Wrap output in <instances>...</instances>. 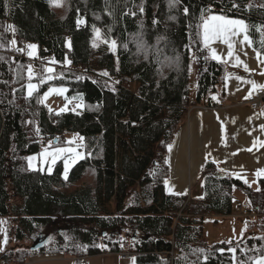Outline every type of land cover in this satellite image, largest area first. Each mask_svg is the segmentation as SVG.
<instances>
[{"label":"trees","instance_id":"16d2710c","mask_svg":"<svg viewBox=\"0 0 264 264\" xmlns=\"http://www.w3.org/2000/svg\"><path fill=\"white\" fill-rule=\"evenodd\" d=\"M210 15L244 21L252 50L264 56V0H0V217L17 222L6 229L10 248L0 261L23 264L32 256L63 254L82 264L84 257L130 252L135 264H233L228 244L204 240L202 223L231 214L234 189L253 199L249 185L207 161L199 173L200 195L164 189L166 150L187 105L218 104L210 95L223 81V65L202 44V24ZM95 29L116 41L117 63L106 45L92 59ZM20 40L37 49L32 80L38 86L31 97L30 63L13 47ZM191 56L198 67L193 99ZM47 57L55 67L43 81ZM50 85L66 87L69 96L82 93L86 108L48 112L40 96ZM66 131L84 140V156L67 179L62 161L51 172L30 169L27 157L42 144H65ZM255 190L260 197L251 203L259 214L264 176ZM60 220L66 237L57 231L36 251L12 244ZM241 245L243 251L235 250L239 264L264 254V236Z\"/></svg>","mask_w":264,"mask_h":264},{"label":"crops","instance_id":"0c3cea01","mask_svg":"<svg viewBox=\"0 0 264 264\" xmlns=\"http://www.w3.org/2000/svg\"><path fill=\"white\" fill-rule=\"evenodd\" d=\"M212 16L219 15H210L204 20L202 44L210 58L212 51L221 57L220 61H215L223 65L224 78L210 95V99L218 104L215 107H193L177 129L170 143L171 151L169 147L166 150L169 176L164 189L168 194L193 195L192 191L201 186L199 173L207 161L213 162L220 173L235 178L242 175L256 176L258 170L264 169V147L261 146L264 145V130L261 127L264 125V109L261 106L258 111H252L246 103L248 94L256 88L264 87L253 89L251 83L243 82L254 81L257 85L264 86V75L260 74L264 71V64L258 63L256 52L242 43L244 33L231 36L234 45V57L231 59L227 57L225 38L218 37L206 47L203 41L205 23L209 27L219 23L211 20ZM236 55L243 64H247L250 72L244 71L243 64L236 66ZM260 59L264 60V56L261 55ZM236 77L242 79L237 80ZM250 184H255L252 188H256V178ZM210 218L216 222L224 216ZM121 254L123 253H103L85 259L87 264H135L133 256L123 259ZM74 263L75 259L72 257L48 254L32 256L23 264Z\"/></svg>","mask_w":264,"mask_h":264},{"label":"rangeland","instance_id":"374dc122","mask_svg":"<svg viewBox=\"0 0 264 264\" xmlns=\"http://www.w3.org/2000/svg\"><path fill=\"white\" fill-rule=\"evenodd\" d=\"M96 30L99 31V35H97ZM112 41L114 40L106 39L103 36L100 29H95L91 39L92 59H95L96 51L99 48L103 47V45H106L107 48L113 52L114 59L117 63V57L115 56L116 50L115 48L113 49L109 47ZM28 45H35V44L32 42H25V44H20L19 42L14 43L15 48L19 49L22 52V56L26 57L29 63H33L34 61H39L33 59L37 57L36 48L34 50L32 57L28 55V52L32 51L31 49L28 48ZM43 67H44L43 71L44 73H46L45 75H48L43 79V81H48L51 78V74L54 71V67H55L53 65V59L51 57H47L45 63H43ZM115 68L117 69V64ZM29 69H31V73H32V66H29L27 70V76L29 74ZM48 69H52V71L49 72ZM99 73L102 74L104 72L102 71ZM37 74L38 72L36 74L32 73V77H36L35 75ZM197 82H198V67H197L196 59L193 60V56H191L190 66H189V95L191 99L195 97ZM29 83L36 85V89H37L38 83L36 81H33L31 79V81H28L27 85ZM135 86H136L135 83H131L128 87L130 89H134ZM52 89H55L57 91H50ZM60 89H63L64 91L60 92L59 91ZM46 93L48 95L47 98L45 99ZM26 94H27V86H26ZM82 96H83L82 93L69 96L67 94L66 87L50 85L41 94L40 103L41 101H43L41 104L45 107V109L48 112L61 113L65 111H72L75 113H80L86 108ZM193 107L196 106L189 104L187 105L188 113L190 112V109H192ZM83 143L84 140L81 135L77 133L67 134L66 132L65 144L57 145V146L51 145L52 142H48L46 145L42 144L39 153L28 156L27 162L29 157H35L36 159L32 161L33 167L30 169L49 172L48 171L49 168H51L52 170L53 166L58 161H62L63 164L62 175L64 177L65 162H67L69 165L68 168V172H69L71 167L76 162H78L80 159L83 158L84 156V151L82 146ZM58 149H63L64 151L57 152ZM53 159H55L54 163H53ZM28 167H29V162H28ZM263 176L264 175L258 176V179ZM236 178L242 180L246 184H249V188L251 189V194L253 199L249 198L250 195H248L244 191L234 189L232 212L230 216H224V218H220L216 222H214L210 217L204 218L202 223V229H203L204 240L207 241L210 245L214 243H226L229 245L230 249L236 250L237 248H240L241 250H243L244 248L241 245V243H243L247 238L264 236V208L259 209V214H258L256 213L257 206L251 203L254 200V198L257 197L258 199L260 197V194L255 192L256 188H252L255 187V184L254 185L250 184L252 180L256 178L258 185L257 175L251 177L248 175H242L240 178L239 177ZM201 190H202L201 187L198 186L195 190L192 191L193 196L200 195ZM257 205L259 204L257 203ZM107 207H108V211H113L114 205L112 203H109ZM244 210L247 211L248 213H251V215L250 216L243 215L242 211ZM60 223L61 220L57 223V225H59L57 226L58 228L55 225H53V227L50 229H46V227L37 228L35 229L34 234L24 238V240L20 241V243L14 242L12 244L14 245V247L26 246L27 248H29L31 246L32 241L39 236L45 237L46 239H48V242L51 243L49 239L55 240L56 239L55 232L57 231L58 233H60V235H62V237H66L64 227ZM10 225L15 227L17 225V222L11 220L10 218L0 217V247L3 248V251H5L4 248L6 245H7L6 250L10 248V246L7 243H4V240L5 239L7 240L6 229ZM3 251H0V255L3 253ZM232 254H233V264H239L237 259L235 258V251L232 252ZM260 257H264V254ZM254 261L255 259L253 260L252 264H254Z\"/></svg>","mask_w":264,"mask_h":264},{"label":"snow or ice","instance_id":"6c2138e0","mask_svg":"<svg viewBox=\"0 0 264 264\" xmlns=\"http://www.w3.org/2000/svg\"><path fill=\"white\" fill-rule=\"evenodd\" d=\"M175 3H179V0H175ZM233 7H238L237 4H233ZM141 11H143V9H141ZM185 14H187L188 10L185 9ZM211 20L213 21H218L219 23L209 27V25L207 23H205L204 25V34H203V41L205 46L207 47L210 42L216 38H225V42L227 43V57L228 58H233L234 57V45L233 42L231 40V36H236L239 33H244L243 35V41L242 43L251 47V41L249 40V37L247 35L246 32V28L247 26L245 25L244 21L242 20H232V19H225L223 16H212L210 17ZM81 21H78V23H80ZM155 23V21H154ZM258 30H260L258 28ZM97 35H99V31L96 30ZM264 34V33H262ZM13 43H15L13 41ZM95 46V45H93ZM262 46H264V41H262ZM110 48H115L116 47V41H112L111 44L109 45ZM28 48L31 49L32 51L28 52V55L30 57L33 56L34 50L36 48L35 45H28ZM17 51H20L19 49H17ZM211 58L213 60H217L220 61L221 57L218 56L214 51H212L211 53ZM261 53L260 52H256V56L258 59V63L264 64V60L260 59L261 58ZM205 59H207V57H205ZM235 64L236 66H240L241 64H243V62L240 60L239 56L236 55L235 56ZM243 68L245 72H250L251 70L248 68L247 64H243ZM49 72L52 71V69H48ZM261 75H264V71H262L260 73ZM102 75L104 76H108L107 72L102 73ZM28 79L29 81H31L32 79V73H31V69H29V74H28ZM237 80H241L242 78L240 77H236ZM244 83H251L252 84V88L255 89L256 87H264L261 85H257L254 81H243ZM36 90V85L29 83L27 85V97H31L33 92ZM50 91H57L55 89H52ZM60 92H63V89L59 90ZM47 93L45 94V99L47 98ZM248 98V97H246ZM213 99H215V97H213ZM43 101H41L42 103ZM262 130H264V125L261 126ZM255 146V145H254ZM262 147H264V145H261ZM169 147V151H171V145L168 146ZM64 151L63 149H58L57 152H61ZM248 151H251V149H248ZM35 157H29L28 158V162H29V168H32V161L35 160ZM55 162V159H53V163ZM68 168L69 165L67 162H65V175L64 178L67 179V172H68ZM49 172H51V168L48 169ZM257 176H261L264 175V169L258 170L256 173ZM4 243H7V240H4ZM0 251H3V248L0 247ZM230 251L234 252V249H230ZM243 251V250H242ZM243 264V262H242ZM254 264H264V257H258L255 259Z\"/></svg>","mask_w":264,"mask_h":264},{"label":"built area","instance_id":"2783aa9c","mask_svg":"<svg viewBox=\"0 0 264 264\" xmlns=\"http://www.w3.org/2000/svg\"><path fill=\"white\" fill-rule=\"evenodd\" d=\"M20 44H25L24 40H20L19 42ZM14 47V45H13ZM36 62V63H35ZM38 63V61H34L33 63H30V66H32V73L36 74L38 72V66H36V64ZM58 68V67H57ZM210 94L207 93L206 97H208ZM246 97V103L248 104V107L252 110V111H258L261 106L262 103L264 101V89L262 88H256L252 93L248 94ZM67 134L71 133L66 131ZM243 215H251V213H248L247 211H242ZM169 255L172 257L174 256V254L172 252L169 253ZM133 256L132 253L130 252H124L123 254H121V257L123 259L127 258V257H131ZM0 264H7L5 261H0ZM82 264H87L85 258H82Z\"/></svg>","mask_w":264,"mask_h":264},{"label":"water","instance_id":"95a60500","mask_svg":"<svg viewBox=\"0 0 264 264\" xmlns=\"http://www.w3.org/2000/svg\"><path fill=\"white\" fill-rule=\"evenodd\" d=\"M54 142H56V140ZM135 236L136 234L134 233L131 237V241L135 239ZM47 243L48 241L45 237L39 236L32 241L31 246L29 247V250L36 251L38 249H42L44 246L47 245Z\"/></svg>","mask_w":264,"mask_h":264}]
</instances>
